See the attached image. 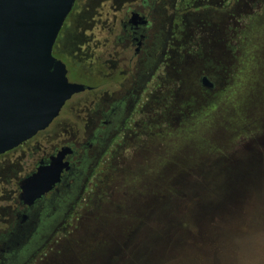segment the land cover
Wrapping results in <instances>:
<instances>
[{"label": "rangeland", "instance_id": "374dc122", "mask_svg": "<svg viewBox=\"0 0 264 264\" xmlns=\"http://www.w3.org/2000/svg\"><path fill=\"white\" fill-rule=\"evenodd\" d=\"M79 1L82 8L75 3L55 52L71 68L83 72L76 77L96 82L101 77L86 67L92 59L86 45L103 30L105 21L96 19L95 13L104 5ZM230 2L223 16L192 14L177 21L179 27L175 25V37L169 42L161 37V48L165 44L164 54L170 58L163 60V73L172 80L170 86L162 78L161 128L175 123L181 124L180 130L186 124V130L162 136L160 160L155 161V170L152 166L141 173L143 186L131 188L134 180L120 169V156L113 159L102 187L93 185L92 193H83L96 208L80 201L82 205L70 213L77 226H69L67 219L41 254L53 257L64 252V264H264V0ZM162 23L168 30L172 21ZM184 33L193 39H188L187 51ZM201 62L207 65L202 70L206 68L217 84L214 92L184 83L187 71L196 78L195 63ZM69 77L74 79L72 74ZM85 96L67 105L75 120L79 113L73 114L74 104ZM200 179L209 182L192 185ZM7 187L8 181L0 176V193ZM184 192L186 198L177 200ZM232 195L239 200L222 216L191 218L196 211L219 209L224 197ZM170 201L188 207L187 213L184 210L175 219L195 222L197 234L183 228L178 235L164 236L162 210ZM58 235L63 239L56 242Z\"/></svg>", "mask_w": 264, "mask_h": 264}, {"label": "flooded vegetation", "instance_id": "af4514ba", "mask_svg": "<svg viewBox=\"0 0 264 264\" xmlns=\"http://www.w3.org/2000/svg\"><path fill=\"white\" fill-rule=\"evenodd\" d=\"M79 2L76 0V7ZM95 2L104 5L96 10L95 16L105 22L101 23L104 27L96 38L93 35L88 37L86 51L92 59L86 67L101 80L87 82L76 77V73L82 77L83 72L71 68L56 54V42L53 54L66 64L69 81L84 84L86 88L66 102L47 129L0 156V161L4 160L0 176L9 184L0 193V264H64V252L47 257L41 254L42 250L50 240L53 243L56 239L54 234L64 228L67 219L69 226H77L72 223L74 219L70 213H75L83 201L92 203L83 193L85 190L92 193L93 185H99V189L102 187L116 157L120 156V169L128 172L134 180L131 188L144 185L141 173L152 166L155 170L156 162L160 160L162 136L166 138L169 131L177 133L181 125L177 127L173 123L167 127L164 124L161 131L162 78L168 79V85L172 84L169 75L163 73V60L170 58L164 54L165 44L161 48V37L169 42L175 37V25L179 27L177 21L190 18L192 14L205 18L212 14L210 18H219L231 3L230 0L226 5L224 0ZM163 20L172 21L168 30H165ZM188 39L193 40L184 33L186 51ZM217 65L221 67L220 61L216 62ZM205 66L203 62L195 63V79H192V72L184 71V83L214 92L217 84L205 71L206 68L202 70ZM71 74L74 75L72 80ZM203 77H208L213 83L212 88L204 86ZM174 85L171 97L175 107ZM85 94V99L74 104L73 114L79 113L75 120L69 113V103ZM185 125L181 130L187 128ZM62 152L64 154L60 158ZM144 157L147 162L137 161ZM62 165L59 182L48 192L30 204L21 198V185L25 179L40 168L54 172ZM103 201H106L105 197ZM93 206L96 208V204ZM57 237L56 242L63 239L61 235Z\"/></svg>", "mask_w": 264, "mask_h": 264}, {"label": "water", "instance_id": "95a60500", "mask_svg": "<svg viewBox=\"0 0 264 264\" xmlns=\"http://www.w3.org/2000/svg\"><path fill=\"white\" fill-rule=\"evenodd\" d=\"M75 2L0 0V156L47 129L86 88L69 81L66 64L53 54ZM202 82L213 87L208 77ZM63 167L40 168L25 179L21 198L29 204L40 198L59 182Z\"/></svg>", "mask_w": 264, "mask_h": 264}, {"label": "trees", "instance_id": "16d2710c", "mask_svg": "<svg viewBox=\"0 0 264 264\" xmlns=\"http://www.w3.org/2000/svg\"><path fill=\"white\" fill-rule=\"evenodd\" d=\"M240 131L241 132H238L236 135L241 134L243 129L240 130ZM227 137H232V136L229 135ZM241 138H242V136H241ZM203 181L205 183L209 182L208 179L193 180L192 181V185L198 183L197 186H199V183H201ZM184 182H188V180H185ZM188 185L189 184H186V187H185L186 189L189 188ZM240 196H242V195H240ZM234 197H235L234 195L226 196V197H224L222 206L219 207V209H216V208H213V207H209L207 209L206 213H204V212L203 213H199L200 211L199 212L196 211L195 214H197V213L198 214L196 216H193L191 214V218L194 219V220H199V219H202V218H207V216H212L214 213H216V215H218V216H222L223 212H229L237 204V201L239 200V198L238 199H234ZM185 198H186V193L185 192L177 195V200H179V201H182ZM193 201H195V198H193ZM184 210L187 213L188 212L187 211L188 207H186V206L177 207L171 201H170V203L167 202L165 208L162 210V216L164 217L163 224L165 223V225L163 227V229H165L164 230L165 235L164 234L163 235L165 237L169 238V237H173L175 235H178L180 233V230L183 229V228L184 229H189L191 231H194V233L197 234V226L195 225V222L193 223V221H189V224H188L187 222H181L180 218H176L175 219V216H179V215L182 216L180 214V212H184ZM168 227L170 228L169 232H167V228ZM169 233H172V235H169Z\"/></svg>", "mask_w": 264, "mask_h": 264}]
</instances>
